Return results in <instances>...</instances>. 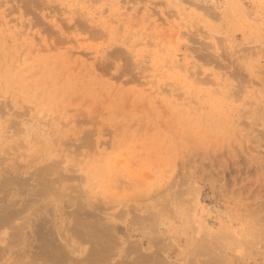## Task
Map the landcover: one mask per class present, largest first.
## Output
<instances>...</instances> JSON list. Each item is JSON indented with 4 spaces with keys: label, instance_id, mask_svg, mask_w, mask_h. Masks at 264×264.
<instances>
[{
    "label": "rangeland",
    "instance_id": "1",
    "mask_svg": "<svg viewBox=\"0 0 264 264\" xmlns=\"http://www.w3.org/2000/svg\"><path fill=\"white\" fill-rule=\"evenodd\" d=\"M0 264H264V0H0Z\"/></svg>",
    "mask_w": 264,
    "mask_h": 264
},
{
    "label": "bare ground",
    "instance_id": "2",
    "mask_svg": "<svg viewBox=\"0 0 264 264\" xmlns=\"http://www.w3.org/2000/svg\"><path fill=\"white\" fill-rule=\"evenodd\" d=\"M16 216V215H15Z\"/></svg>",
    "mask_w": 264,
    "mask_h": 264
}]
</instances>
